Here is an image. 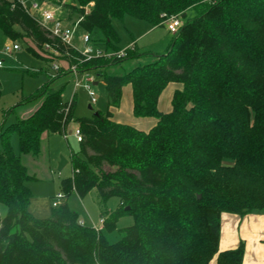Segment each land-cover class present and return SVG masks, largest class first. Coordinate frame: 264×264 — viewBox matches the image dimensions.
<instances>
[{"label":"trees","instance_id":"obj_1","mask_svg":"<svg viewBox=\"0 0 264 264\" xmlns=\"http://www.w3.org/2000/svg\"><path fill=\"white\" fill-rule=\"evenodd\" d=\"M71 2V18H80L90 35L102 33L112 52L121 50L114 19L163 27L173 17L188 19L190 10L196 15L184 21L164 55L114 74L111 68L144 55L136 43L123 58L86 61L19 3L0 0L4 37L28 39L38 49L50 45L71 66L97 73L108 98L105 114L78 118L76 96L66 102L63 88L52 89L49 80L23 99H42L41 106L0 132V205L7 208L0 264H210L216 256L217 264H243L244 245L220 252L219 237L223 213H264V0ZM176 82L183 89L174 94L173 110L162 113L160 95ZM127 85L135 117L158 120L148 132L112 120ZM72 122L83 141L71 155L73 176L62 181L63 199L73 192L84 198L93 189L104 204L118 198L119 207L103 213L101 229L82 224L67 202L49 218L29 212L28 183L37 178L15 153L11 136L18 135L20 154L36 157L44 134L66 135ZM124 216L135 224L111 243L106 234Z\"/></svg>","mask_w":264,"mask_h":264},{"label":"rangeland","instance_id":"obj_2","mask_svg":"<svg viewBox=\"0 0 264 264\" xmlns=\"http://www.w3.org/2000/svg\"><path fill=\"white\" fill-rule=\"evenodd\" d=\"M58 4L57 0H49ZM73 4V2H71ZM68 7V6H66ZM65 15V14H64ZM195 11L188 12V19L195 17ZM78 17L71 18L77 21ZM171 20V19H170ZM169 20V21H170ZM167 22V25L169 23ZM152 27L148 23L136 20L133 17L126 16L124 19H114L113 27L120 38L118 48L124 50L132 44L138 42L140 51L144 55L136 60H127L122 66L111 68L109 71L114 74H123L135 68L138 65L148 64L157 59L159 55H164L175 39V35L168 31V27ZM84 31L77 27L74 37V46L81 49L83 45L81 37ZM93 42L101 48L104 53L110 54L107 48V39L102 33L97 32L91 35ZM12 41L0 33V59L4 61V67L0 69V84L2 95L0 98V132L7 131L19 119L27 118L33 114L42 104V99L33 103L23 100L33 95L36 90L43 87L49 80H53L52 89L63 88V99L71 102L76 96L77 108L76 117L92 118L96 113L105 114L108 110V98L104 83L96 78L97 85L91 84V89L97 95L94 101L89 92L83 88H76V77L71 73L65 74L62 70L67 69V63L59 58L50 50L38 49L34 43L26 39L16 41L21 46V50L12 56L2 52L6 43ZM135 45V44H134ZM31 47L33 51L27 48ZM120 51V50H119ZM118 52V51H117ZM54 65H58L60 71L54 70ZM90 76H97V73L91 72ZM79 76L78 80H82ZM180 85V84H179ZM18 106V107H17ZM116 109V108H115ZM130 109V108H129ZM114 110V109H113ZM111 110V112H113ZM128 106L124 107V114ZM134 117L132 110H129V116ZM78 126L75 122L71 123V129L68 130L69 139L64 135L44 134L41 139V150L38 156L20 154V143L17 134L11 136V144L20 156L22 163L27 167L30 175L35 176L37 180L28 183L32 198L29 205V212L40 219L49 218L54 208L53 203L58 199V194H63L62 181L73 176V165L71 163L72 153H79V143L73 137L74 130ZM2 135H0V148H2ZM68 160V164L59 170L61 159ZM109 169V168H107ZM60 205L67 202L70 209L78 213V217L86 225L99 228L101 227L102 215L104 212L115 211L120 204L118 198H111L105 204L96 189H93L84 198L79 197L73 192L69 197L60 199ZM7 215V208L0 205V228L1 220ZM49 216V217H48ZM133 216H124L117 223V229L106 234L111 243H116L122 239V233L119 231L135 224Z\"/></svg>","mask_w":264,"mask_h":264},{"label":"built area","instance_id":"obj_3","mask_svg":"<svg viewBox=\"0 0 264 264\" xmlns=\"http://www.w3.org/2000/svg\"><path fill=\"white\" fill-rule=\"evenodd\" d=\"M21 5L24 9V12L28 14L32 19H34L39 26L51 35L52 38L58 39L63 42L65 45L72 47L77 52L81 53L86 61H92L96 58H111L112 56H116L118 58H123L127 54V50H132L135 47V43L130 44V46L124 50H120L118 52H112L110 54L104 53L101 48L93 42L92 37L89 33H84L81 37V41L84 46L81 49L74 46V37L77 27H79L80 18L77 21L71 20V13L68 7L71 5V0H57L58 4H54V2H50L49 0H13ZM65 14V15H64ZM168 31L173 34H179L180 29L183 27V21L179 17H173L169 21ZM46 50L52 51L54 54L59 56V53L55 51L50 45L45 46ZM21 50L20 44L16 41H9L3 47L2 52L8 56H12ZM68 65L67 69H65V73H71L76 77L75 87L85 88L92 99L96 100V94L91 89V84L96 81V78L100 76H90L92 71L80 70L77 65H70L69 62L65 61ZM4 67V61L0 59V69ZM55 71H60L58 65H54ZM83 76L82 80H78L79 76ZM100 79V78H99ZM64 137L68 140L69 135L66 134ZM73 137L76 138L78 143L83 141V134L80 127H77L74 130ZM58 200L53 203L54 207L60 206V199H63V194H58L56 197ZM104 219L101 220L102 228Z\"/></svg>","mask_w":264,"mask_h":264},{"label":"crops","instance_id":"obj_4","mask_svg":"<svg viewBox=\"0 0 264 264\" xmlns=\"http://www.w3.org/2000/svg\"><path fill=\"white\" fill-rule=\"evenodd\" d=\"M132 43H136L139 47L138 42L133 41ZM95 83L97 85V81H95L94 84ZM182 89L183 85H179L177 82L170 83L166 87L160 95L158 103L160 112L170 113L173 110L172 100L175 96L174 94L177 90ZM97 98L96 95V99ZM125 106L126 109L128 106L126 115L123 111ZM133 107V89L131 85H127L123 88L120 107L114 110L112 109V120L116 123L131 125L141 131H150L157 124L158 120L156 118L135 117ZM129 110H132L134 117H131V115L129 116ZM80 222L85 224L81 220ZM219 238L220 252L237 249L243 244L245 253L243 264H264V213H250L245 215L223 213L221 215V234ZM210 264H217V256Z\"/></svg>","mask_w":264,"mask_h":264},{"label":"water","instance_id":"obj_5","mask_svg":"<svg viewBox=\"0 0 264 264\" xmlns=\"http://www.w3.org/2000/svg\"><path fill=\"white\" fill-rule=\"evenodd\" d=\"M185 14L182 16V18H185ZM95 85H96V83H95ZM95 115H98V113H96ZM68 164V160H66L65 158H62L61 159V162H60V164H59V170H62L66 165ZM129 208H127V210H128Z\"/></svg>","mask_w":264,"mask_h":264}]
</instances>
